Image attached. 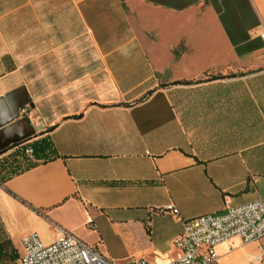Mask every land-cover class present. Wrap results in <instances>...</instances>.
<instances>
[{"label":"crops","instance_id":"0c3cea01","mask_svg":"<svg viewBox=\"0 0 264 264\" xmlns=\"http://www.w3.org/2000/svg\"><path fill=\"white\" fill-rule=\"evenodd\" d=\"M262 27L264 0H0V264L51 224L167 263L168 205L264 203ZM215 251L264 264L239 237Z\"/></svg>","mask_w":264,"mask_h":264},{"label":"built area","instance_id":"2783aa9c","mask_svg":"<svg viewBox=\"0 0 264 264\" xmlns=\"http://www.w3.org/2000/svg\"><path fill=\"white\" fill-rule=\"evenodd\" d=\"M257 34L264 44V27ZM24 152L31 156L33 150L26 147ZM166 208L183 225L181 234L173 241L178 255L167 263L149 262L143 258H108L68 230L51 224L52 236L48 242H43L36 232L22 235L19 264H217L215 247L233 237H239L244 244L259 243L260 252L253 256V262L264 263V203L261 200L240 205L226 202L221 213L186 220L178 216V210L172 205Z\"/></svg>","mask_w":264,"mask_h":264},{"label":"rangeland","instance_id":"374dc122","mask_svg":"<svg viewBox=\"0 0 264 264\" xmlns=\"http://www.w3.org/2000/svg\"><path fill=\"white\" fill-rule=\"evenodd\" d=\"M50 236V232L48 231L47 228L43 229L41 231V234L39 237L42 239H47ZM133 240L130 239L128 236L122 234V233H117L114 232L113 239L111 241L112 247L117 253V256L119 258L127 259V258H132V259H138L140 258L139 253H137V248L136 246H133Z\"/></svg>","mask_w":264,"mask_h":264},{"label":"trees","instance_id":"16d2710c","mask_svg":"<svg viewBox=\"0 0 264 264\" xmlns=\"http://www.w3.org/2000/svg\"><path fill=\"white\" fill-rule=\"evenodd\" d=\"M148 94H149V92H148ZM148 94H146L143 97H141L139 100H137V102L143 100V98H145ZM126 105H129V104H126Z\"/></svg>","mask_w":264,"mask_h":264}]
</instances>
